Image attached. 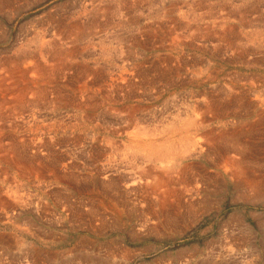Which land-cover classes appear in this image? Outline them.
I'll use <instances>...</instances> for the list:
<instances>
[{
	"label": "rangeland",
	"instance_id": "obj_1",
	"mask_svg": "<svg viewBox=\"0 0 264 264\" xmlns=\"http://www.w3.org/2000/svg\"><path fill=\"white\" fill-rule=\"evenodd\" d=\"M119 1L122 2L123 0H116V1L115 0H40V1L39 0H18L16 2V4H13V7L11 10H9V11L6 10L5 13L0 14V18H1L0 19V64H1L0 65V73L10 74L11 72L14 71L13 68L8 67L9 65L3 66L2 62L5 60L9 61V59L14 60L15 57L19 56V54H18V53H20L19 51L23 50L26 53L27 50L30 48L29 49L30 53L35 52L34 42H37V43L39 42V44L45 45L49 42L54 41L58 37V39H56L57 41L55 40L56 42H58L60 40L61 41L64 40L63 42L65 44H63V42L62 43L59 42L61 48H63V49L66 47L72 48V47H74V45H76L75 47H82L84 45V46L88 47L87 48L88 50L87 49L83 50V51L86 50L83 53L84 56H86V58H82V60L80 58H68L67 60H69V66L67 67V69L69 68V70H68L69 75L67 74V77L65 76V79L61 78L62 80H59L60 78L58 79L56 75H52L53 79L55 80L54 82H50V81H47L44 79L41 82H37V84L44 86V87H49V88L61 86L65 89V91L68 90V93L69 92L74 93V91H75V93H77V89L79 88V86L82 85V83L75 80L76 78L74 77V74H75V71L77 69H79V63H81V61H83L86 65V67H89V68L99 67L98 66V64H99L100 65L99 68L104 69L103 71H105V69H107V68L109 70L116 69V70H118V72L119 71L122 72L125 70L128 73H129V71L131 72L133 70H137V72H135L136 75L134 74V77H133V79H135V82L136 81L138 82V83L136 82V88L132 89V90H128V89L122 90L123 92H121L122 94L120 93V97H119V103H118L119 107H115L120 112L123 113L124 117H126V115H127V109L126 108H133L134 107L131 110L136 111L135 115L137 114V116H135V117H137L138 120L136 119L137 122L136 121L134 122L135 126L131 125L132 128H134V127H136V125H138V127H142V128L148 127L150 129H153L154 127H157L158 129H161V127H165L168 124H170V122H171L170 119L175 118L176 114L173 111V109H174L173 106L170 107V105H168V104L173 105L174 100H176L177 98L182 99L183 98L181 96L182 93H185V96H187L186 95L187 91L188 92L189 91H199V93L201 92V94H209L211 92L221 91L223 89V87L230 86V84L231 85L233 84L234 86H237V85L241 86V85H245V84L247 86L248 85H254L256 87L260 86V88L262 90H264V81H262L264 79V76H263L264 75V54H263L264 53V38H263L264 32L261 36L262 40H260V42L258 43V46H257V44H255V45L249 44L247 46V50H248V51H246L247 53L253 54L255 52H258V54L255 53V55H251V58H250V56H248V57H243L242 58L243 60H240L239 57L236 55L230 56V54H232V53H228L226 50H223L222 52L219 50L221 52V53L217 52V55H220L219 58H216V57L213 58L212 57L211 59H214V60H212V62H210V61L209 62H210V67L213 66L216 69V70L214 69V71L217 73V76L218 75H220V76H218V77L216 76V78L214 80H212L210 83L205 82L202 86H200V88H202V89L199 90V88H195V86L190 87L188 85H183V86L175 85L173 87L174 89L170 87L169 90L171 92L169 90H165L164 88L162 89V87L166 84V82L164 81L165 79L166 80L169 79L168 81L170 83L172 82L171 84H174V83H176V78H178V76H177V74H173V75L167 74L166 76L162 77V75H164V74L158 75V71H163L162 69H166L171 64H175V61L179 62L182 65L181 74L183 71L185 72L184 69L189 70L191 68V65H196V64H194L195 62H197V63L200 62V63H202L203 66H205L203 59H205V61L211 60L208 55L213 54V53H210V52L211 51L213 52V50H215L214 47H216V46L223 48V44L221 47V42L220 41L218 42V38H219L218 34H215L214 36L211 35L207 38V39H211L210 40L211 42H209L210 45L209 44L207 45L208 51L206 50L207 51L206 53H200V51H198L196 49V48L202 49L201 48L202 43L199 44V42H197L195 44V48H192V47L190 48L189 46L187 48H186V46H181L179 48H175L172 46L175 44V40H181V42L182 41L186 42V43H188L187 45H189V42L191 41V39L193 37H190L191 35L189 33H182L181 31H179L178 30L179 28L177 29L176 25L179 22H185L186 21V20L183 21L181 19L180 15L184 14L187 11L190 4L197 3L199 0L198 1L197 0H148V1H150L149 3H146L143 1L136 2V0H127L128 4L123 8L120 7L121 2H119ZM182 1L185 3L182 4L183 3ZM210 2H214V1H210ZM244 2L247 4L252 3L251 5H255L257 7L256 9H258V10L254 9L255 12L253 10L247 11L248 13H246V14H247L249 19L252 18L251 19L252 21H256V18L260 14L264 13V6H263L264 0H244V1L243 0H225V5H223V6L222 5H216L215 6V7H217L216 11H218V12H216V14H219V15L221 14L220 16L223 18L216 19V20H209L211 22H209L207 20H205V21L201 20L200 23L197 22V24L198 25L202 24L201 26H203V27H207V28H210L211 30L218 31L219 28L217 25L219 22L224 20L225 14H227V12H228L227 10H229L230 7H235L237 5L243 4ZM259 2L261 3L262 6H259ZM87 3H89V4H87ZM150 3H152V4H150ZM157 3H158V5H157ZM172 3L175 4V8L171 11L172 14L170 15V12H168L166 9ZM230 3L234 4V5H230ZM84 4H87L88 6L87 5L85 6ZM112 4H114V5H112ZM118 5L120 8L118 9V13L114 15V16L117 15L116 19L113 16L114 18L112 17V19H113L112 23H110V25L108 24L107 27H102V28L94 27L95 28V29H93L94 33L90 32L91 34H87L88 37L85 35L82 42L81 41L75 42L74 41L75 37L73 35L66 38V36H64L65 34L63 35V33L58 32L57 31L58 29H56L57 24L58 25H62V24L68 25L69 24L71 26L74 23H78V24L85 23L88 19H90L91 16L92 17L94 16L93 13H95L96 11L98 12L99 10L100 11L98 12V16L96 13V19L97 20L99 19L98 21L104 22L107 20V18H109L110 14H111L110 11L114 10L113 6L116 7ZM150 5H152V7ZM182 6H184V7H182ZM145 7H147V8L145 9ZM133 9H134V11H133ZM197 9H198L197 11L199 14H203L205 12L204 10H207L206 6H201V5H199L197 7ZM137 10L139 12L141 11L140 14L137 15L138 17H136ZM146 10L152 14L147 13ZM260 10H262V11H260ZM67 11H68V13H67ZM165 11L168 14H166ZM65 12L67 14H65ZM101 12H102V14L105 13L106 16L104 14L100 15ZM120 12L122 14H120ZM128 12L130 14H128ZM52 13H53V16H52ZM89 13H90V15H89ZM156 13L159 14L157 16V18L154 16ZM57 14H59V16ZM99 15H100V17H99ZM132 15H133V17H132ZM134 16H135V18H134ZM64 17H66V19ZM118 17L120 19H118ZM154 19H155V21H154ZM114 20H117V22L115 21L116 22L115 23ZM119 20L121 22H118ZM126 20H128V21H126ZM140 20H142V21H140ZM144 20H145V22H144ZM212 21H214V22H212ZM54 22H55V24H54ZM101 22H100V24H101ZM130 22L134 23V24H130ZM227 22H226V25L232 26L234 28V30L237 32L239 37L244 36V38H245L246 36H249V34L252 33L255 29V27H253V28L247 27L246 28V26H241V24L237 23L238 22L237 18H235V19L229 18V20H227ZM8 24H9V26H8ZM3 25H4V27H3ZM160 25L162 26L161 32H153V33L149 32L150 34L148 32H146V30L148 28L153 27V26H160ZM226 25H224V26H226ZM263 25H264V22H263ZM141 26H142V28H141ZM144 26L146 27V30L144 29L145 28ZM240 27H241V29H240ZM169 28L171 31H173V33H171V34H168L167 32L164 33V31L168 30ZM192 28L193 27H191V29H190L191 31L194 30ZM263 29H264V27H263ZM104 32H106V33H104ZM113 32H115V35L120 36L121 40H124V41H122V45H121L123 47H120V49L117 50L118 53L116 52L118 57L117 56H111L112 59H109L111 57H109V58L108 57L107 58L97 57V47H95L96 43L98 42L97 40L99 38L110 39L113 36V35H111V33L113 34ZM126 33H128V34H126ZM175 33H176V35H175ZM47 35H48V37H47ZM94 35H95V37H93ZM182 35L183 36L185 35V37H183ZM35 37H37V38H35ZM127 37H130V39H128ZM131 37L133 38V40ZM60 38H62L63 40ZM92 38L94 39L93 41H92ZM184 38H186L185 39L186 41L184 40ZM197 38H199L201 40L206 39V37H204V36H199ZM85 39L87 41H85ZM125 39H128V42ZM46 40H49V41L47 42ZM135 40H136V42H134V45H135L134 46L133 41H135ZM156 40L159 42H157ZM80 44H81V46H80ZM197 44H198V46H197ZM217 44H219V46ZM92 45H95V46L92 47ZM133 46H134L135 50H134ZM156 46H158V48ZM249 46H250V48H249ZM89 47L91 49H89ZM210 48H212V49H210ZM257 48H258V51H257ZM25 49H27V50H25ZM124 49L126 52H123ZM127 49L131 50V51H127ZM91 50L94 52H92ZM136 50L138 52H135ZM224 51H225V54H223V55H227V56H225L226 60L224 59V56L222 55V53H224ZM146 52H148V53H146ZM14 53L16 54V56ZM123 53H124V56H123ZM128 53L129 54L132 53L131 54L132 57ZM179 53H180V55H179ZM89 54L91 56H89ZM181 54L184 56H182ZM138 55H140V56H138ZM29 56L30 55L26 54V55H23L22 57L18 58L20 60L17 63V65H18L17 67L19 69L21 68V69H26V70H37L38 71V70L43 69L45 67V68H47L46 70L52 69L53 71L51 70L52 71L51 74L52 73L54 74V67H53L54 62L50 58H48V56L40 57L38 52L33 56L32 55L30 57ZM121 56H123V57L121 58ZM178 56H180V57H178ZM259 56H260V59H259ZM28 57H29V59H28ZM91 57H93V59L96 58L97 60L96 59L93 60ZM135 57H136V59H135ZM116 58H119V59H116ZM160 58H163V60L167 58L171 62L167 65L165 62H162L163 60ZM42 59H44V60L49 59V60L48 61L43 60L44 63H42ZM176 59H178L179 61ZM221 59H222V61H221ZM258 59H259V62H258ZM155 61H156V63H154ZM182 61H185L186 63L185 62L184 63L186 65L184 63L182 64ZM213 61H214V63H213ZM216 61H218V62H216ZM90 62L92 64V66L88 65ZM95 62H97V66L94 65ZM246 62H247V64H246ZM20 63H21V65H20ZM102 65H104V66H102ZM149 65H151V66H149ZM73 66H74V69H73ZM76 66H77V68H76ZM235 66H237L238 69ZM17 67L15 69H17ZM156 67L161 69V70H156V72H154L155 69H157ZM262 67H263V69H262ZM75 68H76V70H75ZM150 68H152L154 71L151 69V71H153V72L149 73L150 70H148V69H150ZM145 69L147 70V72ZM142 71H144V72H142ZM246 71H248V72H246ZM171 73H175V72L173 71ZM29 75L31 76V75H33V73H30ZM137 75H138V77H136ZM156 77L157 78L159 77L158 80ZM66 78H68V80ZM100 78H101V80L103 79L102 76H100ZM137 78H139L140 80ZM160 78L162 81L159 80ZM226 78H228V79H226ZM234 78L236 80H234ZM240 78H241V80H240ZM216 79H217V81H216ZM237 79H238V81H237ZM244 79H245V81H244ZM96 80H98V79H96ZM232 80H234V81H232ZM258 80L261 82H259ZM102 82H103V80L99 83V85L102 84ZM8 84H11V83H8ZM22 85L28 86L26 83H23ZM31 85H33V84H31ZM69 86L70 87L74 86L75 89L74 88L72 89V87L70 88ZM96 86H98V85H96ZM96 86H95V88H96ZM142 87L144 89H142ZM181 87H183L186 92ZM260 88H258V89L261 91ZM161 90H162V92H161ZM128 91L129 92L131 91V93H129ZM158 91H160V92H158ZM137 93H138V95L140 93V95L138 96ZM134 94H136V95H134ZM144 96H146V97H144ZM165 97H166V99H165ZM27 100H32V99L29 97V99H27ZM121 101H122V103H121ZM133 102L136 104H134ZM137 102H138V104H137ZM155 102H156V104H155ZM186 103L190 104L189 102H186ZM126 104H128V105H126ZM139 105L142 107H140ZM143 106H144V108H143ZM135 108H137L138 111ZM144 109H146V110L144 111ZM69 111H68L69 114L66 113V111H61L63 115L61 114L60 117L67 116V114H68V116L71 117L74 112H71V111L69 112ZM101 112H99V114L97 113L99 118L102 116L101 120L106 119V120H104V123L106 124V129L104 130V128H105V125H104V127H103L104 132L102 130V132L105 134H102V135H103V138L104 137L108 138V139L104 138V140L106 141V144H110V138L111 137L108 136L110 131H108L107 125H109V124L113 125L114 124V123H112L113 118L111 115L107 114L105 111L102 112V115H101ZM165 113H166V115H165ZM7 114H9V113L7 112V107H6V112L4 115H7ZM42 114L47 115L46 121L48 124L51 122L50 119H53L55 116L56 117L59 116L58 113L50 112V110H48V112L42 113ZM48 115H50V116H48ZM159 115H160V117H159ZM50 117H53V118H50ZM181 117L183 118L184 116H181ZM142 118H144V120ZM147 118H148V120H147ZM152 118H154V120ZM156 118H158V119H156ZM250 119H249V122H253L257 118L250 117ZM165 121H167V122H165ZM138 122L140 124H137ZM215 122L216 121H211L210 123L207 122L206 124L209 127H207V126L206 127L204 126V127L206 129H212V130H214V128L215 129L220 128L221 124L218 122L216 124H214ZM123 124H120L119 127L117 126V128H121V132L119 131L120 133L115 138V143L117 142L116 145H119L120 147L137 145L138 140L136 138V135L134 134V131H133L134 129L131 128L132 129L131 130L129 128V130H128L127 124H126V126H125V124L124 125ZM93 125H94V123H92V125L87 124V128L86 127H84V128L80 127L81 129H77L73 132L75 134L74 136H76V135H81V136L84 135L85 136L86 133L90 134L91 132L88 130H89V128L92 129ZM256 129L259 132L256 130V136L253 135L254 138L252 137V139L250 140L251 146L253 147L255 152H258L259 154L263 150L261 153L264 156V121L262 123H260ZM23 130L25 132V130L27 131L28 129H17V131L18 132L21 131V133H23ZM260 130H262L263 132ZM192 133L195 135V138L198 141L203 142L202 132L199 133L196 131L195 132L192 131ZM132 135H134V136H132ZM85 137H86V139L87 138L90 139L89 135H87ZM202 142H201V146H202ZM125 144H127V145H125ZM66 146H63L64 148L62 147L64 150H62V148L61 149L56 148V151H53V152L56 153L55 156H57V157L60 155L59 158L62 157L65 152H68V154H69V158L71 159L72 166H73L72 170L70 169L69 175L72 174L71 178L72 177L73 178L70 179V181L67 180L68 179L67 178L66 184L69 183V186L72 185L71 187H69L70 191H67V188L64 187V184L62 181L57 182L55 179H53V182H52V179H50L49 177H47L46 181H39L40 180L39 177H37L33 174H31L29 176H24V177H17L14 169L12 170V169L8 168L7 172L2 174V176H0V188H1L0 189L1 190L0 196L2 198H4L3 200H5V206L0 205V215H1L0 216L1 217V219H0V241H1L0 242V264H23V262H24V264H62V263L63 264H77V263L78 264H88V263L89 264H91V263H93V264H95V263H97V264H120V263L121 264H198V263L199 264H215V263L216 264H226V263H228V264H264V188H263L264 187V167L261 169V175H263V176L260 180H261L262 185H260L258 192L256 191L257 194L253 193V192L249 193V199L246 202H244L240 198L239 192L237 190H235L234 183L232 181H230V179H229V181H227L228 178L223 177L221 174H219V175L222 176L221 177L222 179L214 176L215 175L214 171L212 168L209 169L210 163L207 160H205L204 154H201L202 156L200 155L198 160H192L190 162L189 161H183L182 165L191 163V164L195 165L196 167H198L200 169L199 171L203 174V175L201 174V176H197L198 180L202 179L200 181L201 183H197V186L200 188L199 192L196 194H187L186 193L187 190H182V186L177 187V189L180 188V190H182V196H181V202H180L181 205L175 213V215L178 217V221L172 222L170 220V222L167 223V225H166L167 227L164 226V224H161L162 226L160 225L156 228L154 227L155 225L153 226V223L150 222L149 224H147V227L143 228L144 221L146 219H149V217H150L149 216L150 213H148V211H149L148 206H150L151 203L156 202L155 195L146 194V193L144 194V192H142L141 190H138L137 188H134L135 189L134 191H130V190L126 191L123 188V186L121 187L122 184H120V182L125 181L126 178L132 176L133 178H135L136 181H138L139 185H137V186L138 187L140 186L139 188H150L152 186V184L158 182V179L153 178V180H152L151 178H145L146 180L144 179L141 182V179L138 180L137 176H135L140 172L138 169H134V168L142 167V166H145L146 164L145 165H143V164L140 165L138 163L137 164L134 163L133 165L129 164L126 161L125 155L123 157V155L122 154L120 155L119 152H115V154L113 152H109L110 145H105L103 148H101L102 150L99 151L100 153H98V155H100V156H98L99 158L95 159L96 161L93 158L94 153L96 155V152L94 150L93 151H91V150L87 151L86 153L83 154V152L80 151L78 144H72L71 143V144L66 145ZM203 149L204 148H202V150ZM76 150H77V152H76ZM61 151H62V153H61ZM105 151H107L108 153ZM58 152H60V153H58ZM92 152H94V153H92ZM73 153H75L76 155ZM49 154H47V155H49ZM91 154H92V157H91ZM102 155H104L105 157H103ZM41 157L43 158L42 155H41ZM45 157H47L49 159L48 160L47 158H45L46 161H43L44 164H46L45 166L46 167L48 166L47 167L48 170L49 169L53 170V167L51 165V163H53V162H52L50 156H45ZM110 157H111V159L114 158L113 161L110 159ZM118 157H121V159H119ZM260 157H261V155H260ZM117 159L119 162L117 161ZM80 160H82V161H80ZM105 161H107V162H105ZM94 162H95V164H94ZM74 164L75 165L79 164L80 166L78 165L79 166L78 167L76 165L77 166L76 167ZM127 166H128V169H127ZM146 166H148V165H146ZM56 168L61 171V168L59 166H57ZM102 168H104L105 170ZM108 168H110V169H108ZM97 170L100 171V173H98ZM114 170L117 171V174H112L111 171H114ZM101 171L103 172V174L101 173ZM88 173H91V174H88ZM129 173H133V174H129ZM99 174H102L103 176L99 175ZM104 174H106V175H104ZM44 175L50 176V175H52V173L50 171H47L46 173H44ZM14 176L17 178H15ZM79 176H80V178H79ZM81 176H82V178H81ZM104 176H106V177H104ZM112 176H113V178H112ZM122 176H124V179L122 178ZM10 179H12V180H10ZM76 180H77V182H76ZM103 180H104V182H103ZM54 181H55V183H54ZM83 181H84V183H83ZM202 181H204V183ZM59 182H61V183H59ZM46 183H47V186H46ZM56 183H58V184H56ZM93 183H95V186ZM22 185H24V186H22ZM30 185L35 189H33ZM48 185H50V186H48ZM7 186H8V188H7ZM38 186H39V188H38ZM45 189H47V190H45ZM53 189H55V190H53ZM77 189H79V190H77ZM95 189H96V191H95ZM113 189H115V190H113ZM122 189H124V190H122ZM64 190H66V191H64ZM119 190L121 191V194H120ZM207 190H208V192H207ZM210 190H212V192ZM54 192H57V193H54ZM124 192H125V194H124ZM36 194H38V195H36ZM74 194H76V195H74ZM104 194H106V195L108 194V195L106 196ZM115 194H117V195H115ZM142 195L146 199L144 197H142ZM184 195L186 196V198ZM47 196H49V198ZM57 196H58V199L56 198ZM63 196H65V197H63ZM116 196L118 197V199ZM148 198H149L150 202L148 201ZM256 198L257 199L259 198V199L257 200ZM54 199L56 201H54ZM151 199H152V202H151ZM9 201H10V204H7V203H9ZM119 201H121V202L119 203ZM141 201L143 202V204ZM146 201H148V202H146ZM104 202H106V203H104ZM112 202L114 204H111ZM188 202H191V203L189 204ZM28 203H30V204H28ZM182 203L184 204V206ZM185 203H186V205H185ZM147 204H149V205H147ZM103 205H105V206H103ZM189 205H191V206H189ZM187 206H189V207H187ZM25 207H26V209H28V208H30V209L26 210ZM40 208H42V210H40ZM94 208H95V210H94ZM107 209H109V210H107ZM113 209L115 211H113ZM128 210H129V212H128ZM10 211H11V213H10ZM60 211L62 214L60 213ZM70 211H71V213H70ZM121 211H122V213H121ZM189 212H191V213H189ZM115 213H118V214L115 215ZM119 213H120V215H119ZM30 214H31V216H30ZM105 214H109V215H105ZM205 215H206V217H205ZM72 216H73V218H72ZM172 216L173 215H168L167 217H172ZM232 217H234V218H232ZM6 219H7V221H6ZM228 219H230V220H228ZM163 220L164 219H162V221ZM186 220H187V222H186ZM114 221H116V222H114ZM234 222H235V224H234ZM239 222H243V225L246 227L245 229H247L246 232L243 231L244 229L242 226L238 225ZM102 223H103V225H102ZM173 223H176V224H173ZM148 226H150V227H148ZM177 226H178V228H177ZM162 227H164V228H162ZM151 228L153 231L151 230ZM225 228H227V230ZM142 229L145 231H141ZM147 230H148V232H147ZM154 230L155 231L158 230V231L155 232ZM19 240L21 242H19ZM228 240L229 241L232 240V241L229 242ZM47 241H48V243H47ZM75 246H76L77 250L75 249ZM118 247L119 248L121 247V248L119 249ZM123 249H124L127 256H121V255H123V253L121 254L120 252ZM93 250L95 252H93ZM127 250L128 251L130 250V252H128ZM109 251L116 253L115 256L111 257ZM21 255H22V257H21ZM88 256H90V257H88ZM192 256H193V258H192ZM20 257L23 259V262L21 261ZM188 257H190V258H188ZM232 258H233V260H232ZM56 259H57V261H55ZM87 260H88V262H87ZM221 260H223L224 262L223 261L221 262ZM60 261H61V263H60ZM205 261H207V262H205ZM228 261H230V262H228Z\"/></svg>",
	"mask_w": 264,
	"mask_h": 264
},
{
	"label": "bare ground",
	"instance_id": "obj_2",
	"mask_svg": "<svg viewBox=\"0 0 264 264\" xmlns=\"http://www.w3.org/2000/svg\"><path fill=\"white\" fill-rule=\"evenodd\" d=\"M18 0H0V14L5 13L6 10L9 11L12 9L13 4H16ZM40 1V0H39ZM116 1V0H115ZM146 2L149 3L150 1L148 0H136V2ZM198 1V0H197ZM214 1V2H210ZM244 1V0H243ZM121 2V1H119ZM156 2V1H155ZM181 2V1H180ZM183 2V1H182ZM187 2V1H186ZM196 2V1H195ZM254 2V1H253ZM262 2V1H261ZM26 3V2H25ZM115 3V2H114ZM154 3V2H153ZM183 2L182 4H184ZM227 3V2H226ZM233 3V2H232ZM264 3V2H263ZM89 4V3H87ZM87 4H84L85 6ZM96 4V3H95ZM108 4V3H107ZM121 8L125 7L128 4L127 0H123L121 3ZM119 4V5H120ZM152 4V3H150ZM155 4V3H154ZM228 4V3H227ZM252 4V3H251ZM247 3H243L240 5H237L235 7H230L229 10H227V14H225L224 20L218 23V31L211 30L210 28L203 27L201 25H198L197 22L200 23L202 20H216V19H221L219 14H216V5H225V0H199L197 3H192L189 5V8L187 11L180 15L181 19L185 22H179L177 23V29L181 31L182 33H189L193 37L191 41L188 43L186 42H181V40H175V44L172 45L175 48H179L181 46H186V48L189 46L190 48H195V44L197 42L202 43L201 48H196L200 53H206L208 50V44L210 45L209 42H211V39H207L211 35L218 34V42H221V47L223 44V48L220 47H214L215 50L213 52L211 51L208 56L210 59L213 57L219 58L220 55H217L218 53H221L223 50H226L228 53H232L231 55H236L239 57L240 60H243V57H248L251 55H255V53L258 54V52H255L253 54L247 53V46L249 44L255 45L260 42L261 36L264 32V25H263V20H264V13L260 14L257 18L256 21H252L251 19L248 18L247 11L250 10H258L256 9L257 7L255 5H251ZM114 5V4H112ZM118 6H113L114 10L110 11L111 14L109 18H107L106 21H98L96 19V13L98 16V12L100 11H94L95 13L94 16L90 17L85 23H74L71 26L68 25H58L56 26V29H58V32L63 33L64 36L69 37V36H74L75 37V42H79L83 40L84 36L87 34H91L90 32H93L94 27L102 28V27H107V25L112 23L113 19L112 17L118 13V9L120 8ZM139 5V4H138ZM145 5V4H144ZM158 5V3H157ZM201 6H206L207 10H204L205 12L203 14L198 13L197 7ZM230 5H234L231 4ZM236 5V4H235ZM84 6V7H85ZM88 6V5H87ZM92 6V5H91ZM107 6V5H106ZM140 6V5H139ZM142 6V5H141ZM152 7V5H150ZM185 6V5H184ZM182 6V7H184ZM259 6H262L261 3L259 2ZM264 6V5H263ZM17 7V6H16ZM104 7V6H103ZM150 7V8H151ZM164 7V6H163ZM166 7V6H165ZM82 8V7H81ZM88 8V7H87ZM147 7H145L146 9ZM175 8V4L172 3L168 6L166 9L168 12H170V15L172 14L171 11ZM187 8V7H186ZM185 8V9H186ZM30 9V8H29ZM89 9V8H88ZM113 9V8H112ZM140 9V8H139ZM202 9V8H201ZM224 9V8H223ZM227 9V8H226ZM111 10V9H110ZM142 10V9H141ZM149 10V9H148ZM28 11V10H27ZM51 11V10H50ZM92 11V10H91ZM90 11V12H91ZM107 11V10H106ZM121 11V10H120ZM134 11V9H133ZM147 11V10H146ZM207 11V12H206ZM262 11V10H260ZM14 12V11H13ZM47 12V11H46ZM103 12V11H102ZM100 15H105V13ZM108 12V11H107ZM137 10L136 17L137 15L140 14V12ZM152 12V11H151ZM255 12V11H254ZM68 13V11H67ZM65 12V14H67ZM82 13V12H81ZM92 13V12H91ZM135 13V12H134ZM147 13L152 14L147 11ZM166 14H168L165 11ZM51 14V13H50ZM120 14H122L120 12ZM119 14V15H120ZM128 14H130L128 12ZM142 14V13H141ZM146 14V13H145ZM178 14V13H177ZM250 14V13H249ZM248 14V15H249ZM4 15V14H3ZM16 15V14H15ZM59 16V14H57ZM63 15V14H62ZM71 15V14H70ZM90 15V13H89ZM88 15V16H89ZM92 15V14H91ZM99 15V17H100ZM118 15V16H119ZM127 15V14H126ZM134 15V14H133ZM132 15V17H133ZM143 15V14H142ZM159 14L156 13L154 16L157 18ZM162 15V14H161ZM5 16V15H4ZM53 16V13H52ZM81 16V15H80ZM117 16V15H116ZM116 16L115 19H116ZM141 16V15H140ZM145 16V15H144ZM143 16V17H144ZM147 16V15H146ZM164 16V15H163ZM173 16V15H172ZM171 16V17H172ZM18 17V16H17ZM57 17V16H56ZM74 17V16H73ZM79 17V16H78ZM98 17V18H99ZM113 17V18H114ZM14 18V17H13ZM16 18V17H15ZM60 18V17H59ZM66 19V17H64ZM135 18V16H134ZM229 18L235 19L237 18L239 24L241 26H246L247 27H255L254 31L249 34V36L239 37L237 32L234 30V28L230 25H226L227 20ZM1 19V18H0ZM48 19V18H47ZM64 19V20H65ZM103 19V18H102ZM118 19H120L118 17ZM123 19V18H122ZM121 19V20H122ZM133 19V18H132ZM145 19V18H144ZM131 20V19H130ZM157 20V19H156ZM177 20V19H176ZM179 20V19H178ZM63 21V20H62ZM74 21V20H73ZM117 22V20H114V22ZM128 21V20H126ZM142 21V20H140ZM148 21V20H147ZM155 21V19H154ZM206 21V22H207ZM11 22V21H10ZM43 22V21H42ZM60 22V21H59ZM58 22V23H59ZM69 22V21H68ZM83 22V21H82ZM101 22V24H100ZM115 22V23H116ZM118 22H121L120 20ZM133 22V21H132ZM145 22V20H144ZM143 22V23H144ZM211 22V21H209ZM214 22V21H212ZM233 22V21H232ZM41 23V22H40ZM62 23V22H61ZM124 23V22H123ZM137 23V22H136ZM135 23V24H136ZM157 23V22H156ZM169 23V22H168ZM176 23V22H175ZM228 23V22H227ZM234 23V22H233ZM45 24V23H44ZM55 24V22H54ZM118 24V23H117ZM130 24H134L131 23ZM129 24V25H130ZM173 24V23H172ZM216 24V23H215ZM229 24V23H228ZM236 24V23H235ZM7 25V24H6ZM50 25V24H49ZM48 25V26H49ZM143 25V24H142ZM154 25V24H153ZM206 25V24H205ZM214 25V24H213ZM226 25V26H224ZM9 26V24H8ZM39 26V25H38ZM114 26V25H113ZM146 26V25H145ZM144 26V27H145ZM175 26V27H176ZM209 26V25H208ZM4 27V25H3ZM194 29L193 31H191ZM210 27V26H209ZM127 28V27H126ZM129 28V27H128ZM139 28V27H138ZM142 28V26H141ZM164 28V27H163ZM167 28V27H166ZM212 28V27H211ZM216 28V27H215ZM236 28V27H235ZM14 29V28H13ZM49 29V28H48ZM105 29V28H104ZM146 30V27L144 28ZM165 29V28H164ZM175 29V28H174ZM182 29V30H181ZM241 29V27H240ZM239 29V30H240ZM44 30V29H43ZM99 30V29H98ZM126 30V29H125ZM135 30V29H134ZM137 30V29H136ZM139 30V29H138ZM237 30V29H236ZM238 30V31H239ZM95 31V30H94ZM162 31V26H153L150 27L146 30V32H161ZM178 31V32H179ZM244 31V30H243ZM6 32V31H5ZM34 32V31H33ZM50 32V31H49ZM123 32V31H122ZM167 32L168 34L173 33V31L170 30V28L164 33ZM46 33V32H45ZM44 33V34H45ZM57 33V32H56ZM94 33V32H93ZM106 33V32H104ZM118 33V32H117ZM166 33V34H167ZM243 33V32H242ZM109 34V33H108ZM121 34V33H120ZM128 34V33H126ZM141 34V33H140ZM144 34V33H143ZM150 34V33H149ZM179 34V33H178ZM188 34V35H189ZM30 35V34H29ZM33 35V34H32ZM41 35V34H40ZM100 35V34H99ZM113 35L110 39L107 38H99L95 45H92L97 47V57L100 58H109L111 56H117V50L120 49L122 45V41L120 36L115 35V32H113ZM133 35V34H132ZM160 35V34H159ZM174 35V34H173ZM176 35V33H175ZM245 35V34H244ZM107 36V35H106ZM128 36V35H127ZM183 36V35H182ZM199 36H204L206 39H199L197 37ZM212 36V37H213ZM28 37V36H27ZM41 37V36H40ZM48 37V35H47ZM88 37V36H87ZM95 37V35L93 36ZM100 37V36H99ZM164 37V36H163ZM172 37V36H171ZM177 37V36H176ZM180 37V36H179ZM185 37V35L183 36ZM189 37V38H190ZM37 38V37H35ZM43 38V37H42ZM126 38V37H125ZM130 39V37H127ZM132 38V37H131ZM168 38V37H167ZM188 38V39H189ZM264 38V37H263ZM40 39V38H39ZM58 39V37L56 38ZM55 39V40H56ZM62 39V38H60ZM128 39L127 40L128 42ZM135 39V38H134ZM137 39V38H136ZM186 38H184L185 40ZM52 41L47 43L49 40H46L47 44L41 45L39 42H34L35 47L34 50L35 52L30 53L29 49L25 53L23 50L19 51L20 53L18 57H15L14 60L9 59L5 60L2 62V65H9L8 67L13 68V72L10 74H5V73H0V176L2 174L7 172V169H14L17 177H24V176H29L31 174L39 177V181H46L47 177L50 179H55L57 182L62 181L64 184V187L67 188V191H70L69 183L66 184V179L70 181L71 175L70 174V169L72 170V162L71 159L69 158L68 152H65L63 154V158L59 156H55L56 153L53 151H56V148H62L63 146L69 145V144H78L80 151L86 153L87 151H95L96 155L94 152L93 158L94 160L99 158L98 153L101 151L105 145H110V150L109 152H119L120 155L122 154L123 157L125 155L126 161L129 164H143V165H148V166H142V167H137L134 169H138L140 173H138L137 178L138 180L141 179L144 180L145 178H153L158 179V182L152 184L150 188H139L137 185H139L138 181L135 180L132 176L126 178L125 181H121L120 184L121 187L126 191H134V188H137L138 190H141L144 192V194H151L155 195L156 202L151 203L150 206H148V213L149 214V219H146L143 224V228L147 227V224L150 222L153 223V226L156 228L160 226L161 224H164V226L167 225V223L170 222H177L178 217L175 215L177 209L181 205V196H182V190H187V194H196L199 192V187L197 186V183H201L200 181L202 179L197 178V176H201V172L199 171L200 169L196 167L195 165L189 163V164H183V161H192V160H198L199 156L201 154L205 155V160H207L210 163V168L213 169L214 171V176L217 178H221L222 176L225 178H228L227 181H232L234 183L235 190L239 192L240 198L242 201L246 202L249 199V193L253 192L256 193L258 192L259 187L261 184V178L263 175H261V169L264 167V156L260 152H255L253 147L251 146L250 140L252 139L253 135L256 136V128L259 126L260 123L264 121V90L260 88V86L256 87L254 85H241V86H233L230 84V86H225L221 91L218 92H211L209 94H201L199 91H187L185 96V93H182V99H176L174 100L173 105L168 104L173 106V111L176 114V117L173 119H170V124H168L165 127H161V129H158L157 127H154L153 129L150 128H142L136 127L132 128L131 125H134V122L136 121L137 114L135 115V110H131L133 108H126L127 109V115L126 117L123 116V113L120 112L117 108L119 107V97L120 93L123 92L122 90L128 89L132 90L136 88V82L135 79H133L134 74L136 75L135 72L137 70L129 71L126 72L124 71H119L116 69H111L109 70L108 68L104 69L99 68L100 65L98 64L99 67L96 68H89L86 67L85 63L81 61L79 63V69L76 70L75 68V74L74 77L76 78L75 80L78 82H81L82 85L79 86L77 89V93L69 92L68 90L65 91V89L61 86L58 87H44L37 82H41L42 80H47L50 82H54L55 80L53 79L52 75H56L59 80L65 79V76L67 77L68 70L67 67L69 66V60L68 58H86L84 56V49H87L88 47L82 46V47H74L72 48H61L60 43L63 41ZM94 39L92 38V41ZM133 40V38H132ZM161 40V39H160ZM183 40V39H182ZM209 40V41H208ZM66 41V40H65ZM85 41H87L85 39ZM96 41V40H95ZM157 41V40H156ZM186 41V40H185ZM30 42V41H29ZM133 41V45H134ZM159 42V41H157ZM67 43V42H66ZM86 43V42H85ZM88 43V42H87ZM125 43V42H124ZM148 43V42H147ZM167 43V42H166ZM6 44V43H5ZM33 44V45H34ZM63 44H65L63 42ZM69 44V43H68ZM74 44V43H73ZM83 44V43H82ZM93 44V43H92ZM137 44V43H136ZM214 44V43H213ZM31 45V44H30ZM78 45V44H77ZM89 45V44H88ZM131 45V44H130ZM219 46V44H217ZM63 46V45H62ZM68 46V45H67ZM81 46V44H80ZM135 46V45H134ZM133 46V48H134ZM198 46V44H197ZM200 46V45H199ZM214 46V45H213ZM212 46V47H213ZM91 47V46H90ZM89 47V49H91ZM139 47V46H138ZM158 48V46H156ZM161 47V46H160ZM156 48V49H157ZM170 48V47H169ZM213 48V49H214ZM250 48V46H249ZM17 49V48H16ZM23 49V48H22ZM93 49V48H92ZM123 49V48H122ZM160 49V48H159ZM173 49V48H172ZM171 49V50H172ZM212 49V48H210ZM253 49V48H252ZM32 50V49H31ZM88 50V49H87ZM135 50V48H134ZM152 50V49H151ZM154 50V49H153ZM169 50V49H168ZM167 50V51H168ZM170 50V51H171ZM175 50V49H174ZM180 50V49H179ZM182 50V49H181ZM185 50V49H184ZM189 50V49H188ZM193 50V49H192ZM207 50V51H206ZM221 52H220V51ZM256 50V49H255ZM92 51V50H91ZM127 51H131L128 50ZM157 51V50H156ZM159 51V50H158ZM177 51V50H176ZM258 51V48H257ZM29 52V53H28ZM38 52L40 57H46L50 58L54 62V74L51 72L53 71L52 69L43 68L40 70H26V69H19L17 66V63L20 61L18 58L22 57L23 55H35ZM42 52V53H41ZM82 52V53H81ZM88 52V51H87ZM94 52V51H92ZM117 52V53H116ZM123 52H126L125 49ZM135 52H138L137 50ZM141 52V51H140ZM251 52V51H250ZM261 52V51H260ZM148 53V52H146ZM162 53V52H161ZM181 53V52H180ZM179 53V55H180ZM189 53V52H188ZM209 53V52H208ZM15 54V53H14ZM92 54V53H91ZM129 54V53H128ZM132 54V53H131ZM129 54V55H131ZM169 54V53H168ZM199 54V53H198ZM225 54L222 53V55ZM256 54V55H257ZM260 54V53H259ZM264 54V53H263ZM13 55V54H12ZM128 55V56H129ZM182 55V54H181ZM186 55V54H185ZM196 55V54H195ZM202 55V54H201ZM221 55V56H222ZM16 56V54H15ZM29 56V57H30ZM89 56H91L89 54ZM95 56V55H94ZM124 56V53H123ZM121 56V58L123 57ZM126 56V55H125ZM135 56V55H134ZM140 56V55H138ZM165 56V55H164ZM163 56V57H164ZM184 56V55H182ZM207 56V55H206ZM224 59L226 60L225 56L223 55ZM11 57V56H10ZM25 57V56H24ZM28 57V59H29ZM118 57V56H117ZM132 57V55H131ZM158 57V56H157ZM169 57V56H168ZM171 57V56H170ZM180 57V56H178ZM191 57V56H190ZM205 57V56H204ZM208 57V58H209ZM257 57V56H256ZM8 58V57H7ZM93 59V57H91ZM126 58V57H125ZM139 58V57H138ZM143 58V57H142ZM189 58V57H188ZM202 58V57H201ZM258 58V57H257ZM262 58V57H261ZM96 59V58H95ZM93 59V60H95ZM109 59H112L109 58ZM114 59V58H113ZM119 59V58H116ZM136 59V57H135ZM163 60V58H160ZM191 59V58H190ZM196 59V58H195ZM246 59V58H245ZM260 59V56H259ZM258 59V62H259ZM38 60V59H37ZM44 59H42V63ZM49 60V59H48ZM44 60V61H48ZM78 60V59H77ZM91 60V59H90ZM97 60V59H96ZM101 60V59H100ZM104 60V59H103ZM115 60V59H114ZM125 60V59H124ZM130 60V59H129ZM139 60V59H138ZM156 60V59H155ZM161 60V61H162ZM178 60V59H176ZM204 64L205 66L202 65V63H197L195 62L194 64L196 65H191V68L188 70L184 69L185 72L181 74L182 71V65L179 62L175 61V64H171L168 68L162 69L163 71H158L159 74H164L162 77L166 76L167 74H177L178 78H176V83L171 84L168 80L165 78L166 84L162 87L165 90H169L170 87L173 88L175 85H188L190 87L195 86V88H200L205 82L210 83L212 80H214L217 76V73L214 71V67H210V62L212 60L205 61ZM224 60V61H225ZM112 61V60H111ZM118 61V60H117ZM179 61V60H178ZM192 61V60H191ZM210 61V62H209ZM222 61V59H221ZM229 61V60H228ZM41 62V61H40ZM94 62V61H93ZM106 62V61H105ZM138 62V61H137ZM162 62H165L167 65L171 62L169 59H164ZM185 61H182V64ZM218 62V61H216ZM257 62V61H256ZM24 63V62H23ZM26 63V62H25ZM136 63V62H135ZM151 63V62H150ZM156 63V61L154 62ZM186 63V62H185ZM184 63V64H185ZM214 63V61H213ZM221 63V62H220ZM228 63V62H227ZM244 63V62H243ZM255 63V62H254ZM40 64V63H39ZM94 64V63H93ZM109 64V63H108ZM145 64V63H144ZM147 64V63H146ZM153 64V63H152ZM158 64V63H157ZM224 64V63H223ZM236 64V63H235ZM247 64V62H246ZM1 65V64H0ZM21 65V63H20ZM25 65V64H24ZM74 65V64H73ZM91 65V62L88 64ZM87 65V66H88ZM97 66V62L94 64ZM93 65V66H94ZM131 65V64H130ZM155 65V64H154ZM186 65V64H185ZM222 65V64H221ZM6 66V67H7ZM31 66V65H30ZM104 66V65H102ZM121 66V65H120ZM151 66V65H149ZM198 66V67H197ZM215 66V65H214ZM225 66V65H224ZM230 66V65H229ZM255 66V65H254ZM262 66V65H261ZM5 67V68H6ZM17 67V69H15ZM40 67V66H39ZM167 67V66H166ZM218 67V66H217ZM237 67V66H235ZM234 67V68H235ZM129 68V67H128ZM153 68V67H152ZM150 68L148 70L149 73L153 72L154 70ZM157 68V67H156ZM221 68V67H220ZM74 69V66H73ZM151 69L153 71H151ZM219 69V68H218ZM223 69V68H222ZM221 69V70H222ZM238 69V67H237ZM236 69V70H237ZM254 69V68H253ZM263 69V67H262ZM52 70V71H51ZM146 70V69H145ZM156 70H161L159 68L155 69ZM216 70V69H215ZM224 70V69H223ZM235 70V69H234ZM257 70V69H256ZM255 70V71H256ZM71 71V70H70ZM73 71V70H72ZM175 73H171V72ZM252 71V70H251ZM117 72V73H116ZM144 72V71H142ZM141 72V73H142ZM147 72V70H146ZM145 72V73H146ZM224 72V71H223ZM228 72V71H227ZM240 72V71H239ZM248 72V71H246ZM30 73H33V75H29ZM74 73V72H73ZM72 74V73H71ZM140 74V73H139ZM138 74V75H139ZM144 74V73H143ZM148 74V73H147ZM179 74V75H178ZM241 74V73H240ZM69 75V74H68ZM138 75L136 77H138ZM141 75V74H140ZM139 75V76H140ZM155 75V74H154ZM100 76L103 77V82L102 84L99 85V83L102 81ZM157 76V75H156ZM161 76V75H160ZM220 76V75H218ZM217 76V77H218ZM264 76V75H263ZM70 77V76H69ZM148 77V76H147ZM154 77V76H153ZM171 77V76H170ZM174 77V76H173ZM225 77V76H224ZM55 78V77H54ZM56 78V79H57ZM62 78V79H61ZM71 78V77H70ZM149 78V77H148ZM155 78V77H154ZM157 78V77H156ZM159 78V77H158ZM157 78V80H158ZM242 78V77H241ZM240 78V80H241ZM257 78V77H256ZM68 80V78H66ZM98 79V80H96ZM139 79V78H137ZM172 79V78H171ZM228 79V78H226ZM233 79V78H232ZM74 80V81H75ZM101 80V81H100ZM140 80V79H139ZM150 80V79H149ZM148 80V81H149ZM161 80V78L159 79ZM221 80V79H220ZM224 80V79H223ZM234 80H236L234 78ZM232 80V81H234ZM253 80V79H252ZM100 81V82H99ZM156 81V80H155ZM162 81V80H161ZM217 81V79H216ZM238 81V79H237ZM245 81V79H244ZM259 81V80H258ZM264 81V79L262 80ZM62 82V81H61ZM67 82V81H66ZM70 82V81H69ZM68 82V83H69ZM261 82V81H259ZM11 83V84H8ZM26 83L28 86H23L22 84ZM60 83V82H59ZM138 83V82H137ZM151 83V82H150ZM216 83V82H215ZM222 83V82H221ZM244 83V82H243ZM33 84V85H31ZM70 84V83H69ZM68 84V85H69ZM148 84V83H147ZM156 84V83H155ZM172 86H171V85ZM212 84V83H211ZM98 85V86H96ZM150 85V84H149ZM256 85V84H255ZM23 86V87H22ZM96 86V88H95ZM138 86V85H137ZM179 86V87H180ZM214 86V85H213ZM70 87V86H69ZM72 87V86H71ZM70 87V88H71ZM160 87V86H159ZM209 87V86H208ZM74 86L72 87V89ZM138 88V87H137ZM183 88V87H181ZM212 88V87H211ZM260 88L261 91L258 89ZM75 89V88H74ZM141 89V88H140ZM142 89H144L142 87ZM158 89V88H157ZM174 89V88H173ZM172 89V90H173ZM184 89V88H183ZM213 89V88H212ZM150 90V89H149ZM164 90V91H165ZM182 90V89H181ZM194 90V89H193ZM209 90V89H208ZM140 91V90H139ZM170 91V90H169ZM178 91V90H177ZM185 91V89H184ZM213 91V90H212ZM129 92V91H128ZM138 92V91H137ZM160 92V91H158ZM162 92V90H161ZM171 92V91H170ZM186 92V91H185ZM126 93V92H125ZM124 93V94H125ZM131 93V91L129 92ZM133 93V92H132ZM157 93V92H156ZM175 93V92H174ZM122 94V93H121ZM154 94V93H153ZM167 94V93H166ZM169 94V93H168ZM181 94V93H180ZM136 95V94H134ZM138 95V93H137ZM140 95V93H139ZM138 95V96H139ZM155 95V94H154ZM159 96V95H158ZM165 96V95H164ZM173 96V95H172ZM29 97L32 100H27ZM135 97V96H134ZM146 97V96H144ZM160 97V96H159ZM171 97V96H170ZM136 98V97H135ZM151 98V97H150ZM163 98V97H162ZM168 98V97H167ZM145 99V98H144ZM149 99V98H148ZM166 99V97H165ZM169 100V99H168ZM126 101V100H125ZM137 101V100H136ZM151 101V100H150ZM157 102V101H156ZM155 102V104H156ZM186 102H189L190 104H187ZM122 103V101H121ZM134 103V102H133ZM150 103V102H149ZM154 103V102H153ZM172 103V102H171ZM179 103V104H178ZM136 104V103H134ZM138 104V102H137ZM128 105V104H126ZM146 105V104H145ZM153 105V104H152ZM140 106V105H139ZM149 106V105H148ZM158 106V105H157ZM6 107H7V112L9 114L4 115L6 112ZM126 107V106H125ZM131 107V106H130ZM142 107V106H140ZM151 107V106H150ZM122 108V107H121ZM138 108V107H137ZM135 108V109H137ZM144 108V106H143ZM149 108V107H148ZM153 108V107H152ZM158 108V107H157ZM162 108V107H161ZM156 109V108H155ZM164 109V108H163ZM166 109V108H165ZM170 109V108H169ZM50 110V112L58 113L59 116L50 117L53 119H50V123L48 124L46 121L47 115L42 114L46 113ZM74 112L73 115L70 117L68 116V111ZM123 110V109H122ZM121 110V111H122ZM125 110V109H124ZM146 109H144L145 111ZM158 110V109H157ZM61 111H66L67 116L60 117L62 112ZM69 111V112H70ZM105 111L107 114L111 115L113 118V125L109 124L108 126V131L110 136V144H106V141L103 138L102 134L104 130L106 129V124L104 123V120L101 117L97 115L99 112ZM138 111V109H137ZM143 111V110H142ZM153 111V110H152ZM172 111V112H173ZM101 112V115H102ZM163 112V111H162ZM169 112V111H168ZM64 113V112H63ZM65 113V114H66ZM161 113V112H160ZM53 114V113H52ZM169 114V113H168ZM174 114V115H175ZM63 115V114H62ZM140 115V114H139ZM166 115V113H165ZM164 115V116H165ZM50 116V115H48ZM163 116V115H162ZM181 116H184L183 118ZM43 117V118H42ZM107 117V116H106ZM109 117V116H108ZM141 117V116H140ZM144 117V116H143ZM154 117V116H153ZM160 117V115H159ZM250 117L257 118L253 122H249ZM122 118V119H121ZM144 120V118H142ZM154 120V118H152ZM158 119V118H156ZM231 119V120H230ZM49 120V119H48ZM138 120V119H137ZM142 120V121H143ZM148 120V118H147ZM146 120V121H147ZM151 120V119H150ZM251 120V119H250ZM145 121V122H146ZM168 121V120H167ZM165 121V122H167ZM211 121H216L214 124L217 122L221 124V127L218 129L212 130V129H206L205 127L207 126V122ZM109 122V121H108ZM107 122V123H108ZM137 122V121H136ZM150 122V121H149ZM152 122V121H151ZM94 123L92 129L89 128L88 131L91 133H86L85 136L89 135L90 139L87 138L83 135H76L73 133L77 129H81L80 127L87 128L88 125H92ZM127 124V129L129 128L134 129V134L136 135V138L138 140L137 145L134 146H124L120 147L119 145H116L115 143V138L118 136V134L121 132V128L119 127L120 124ZM143 123V122H142ZM141 123V124H142ZM154 123V122H153ZM163 123V122H162ZM208 123V124H209ZM123 124V125H124ZM137 124H140L139 122ZM148 124V123H147ZM206 124V125H205ZM105 125V128L103 130V127ZM144 125V124H143ZM154 125V124H153ZM158 125V124H157ZM164 125V124H163ZM212 125V124H211ZM124 126V127H125ZM205 126V127H204ZM219 126V125H218ZM209 127V126H207ZM123 128V127H122ZM217 128V127H216ZM17 129H28L27 131L23 130V133L18 132ZM131 129V130H132ZM83 130V129H82ZM81 130V131H82ZM103 130V132H102ZM125 130V129H124ZM86 131V130H85ZM120 131V132H119ZM126 131V130H125ZM124 131V132H125ZM192 131L196 132H202V141H198L195 138V135L192 133ZM258 131V130H257ZM262 131V130H260ZM79 132V131H78ZM259 132V131H258ZM263 132V131H262ZM261 132V133H262ZM82 133V132H81ZM84 133V132H83ZM107 133V132H106ZM123 133V132H122ZM167 135V136H166ZM121 136V135H120ZM134 136V135H132ZM197 136V135H196ZM258 136V135H257ZM254 138V137H253ZM108 139V138H107ZM132 140V139H131ZM263 140V139H262ZM129 141V140H128ZM202 142V146H201ZM119 143V142H118ZM127 145V144H125ZM77 146V145H76ZM67 147V146H66ZM64 148V147H63ZM62 148V150H64ZM70 148V147H69ZM202 148H204L202 150ZM72 149V148H71ZM70 149V150H71ZM105 149V148H104ZM107 149V148H106ZM59 150V149H58ZM78 150V149H77ZM76 150V152H77ZM107 150V151H108ZM105 151V152H107ZM81 152V153H82ZM50 153V154H49ZM60 153V152H58ZM62 153V151H61ZM89 153V152H88ZM108 153V152H107ZM49 154V155H47ZM72 154V153H71ZM75 154V153H73ZM111 154V153H110ZM117 154V153H116ZM43 156V158L41 157ZM76 155V154H75ZM82 155V154H81ZM261 155V157H260ZM45 156H50L51 160L53 163H51L53 170L49 169L48 166L46 167L43 161H46ZM54 156V157H53ZM74 156V155H73ZM79 156V155H78ZM105 157L104 155H102ZM107 156V155H106ZM118 156V155H117ZM116 156V157H117ZM202 156V155H201ZM72 157V156H71ZM92 157V154H91ZM112 157V156H111ZM110 157V159H111ZM114 157V156H113ZM74 158V157H73ZM85 158V157H84ZM121 159V157H118ZM48 159V158H47ZM106 159V158H105ZM114 159V158H113ZM113 159H111L113 161ZM116 159V158H115ZM49 160V159H48ZM83 160V159H82ZM80 160V161H82ZM90 160V159H89ZM96 161V160H95ZM110 161V160H109ZM115 161V160H114ZM118 161V159H117ZM85 162V161H84ZM87 162V161H86ZM102 162V161H101ZM107 162V161H105ZM119 162V161H118ZM113 163V162H112ZM80 164V163H79ZM79 164H76L77 166ZM93 164V163H92ZM95 164V162H94ZM103 164V163H102ZM75 165V164H74ZM75 165V166H76ZM82 165V164H81ZM85 165V164H84ZM59 166L61 168V171L58 170L56 167ZM76 166V167H77ZM80 166V165H79ZM78 166V167H79ZM110 166V165H109ZM78 169V168H77ZM104 169V168H102ZM110 169V168H108ZM121 169V168H120ZM128 169V166H127ZM206 169V168H205ZM52 170V171H51ZM105 170V169H104ZM10 171V170H9ZM47 171H50L52 175L50 176H45L44 173ZM98 171V170H97ZM96 171V172H97ZM108 171V170H107ZM112 174H117V171H111ZM10 173V172H9ZM14 173V172H13ZM100 173V171H98ZM103 174V172L101 171ZM206 173V172H205ZM80 174V173H79ZM91 174V173H88ZM94 174V173H93ZM92 174V175H93ZM99 174V175H102ZM120 174V173H119ZM118 174V175H119ZM133 174V173H129ZM135 174V173H134ZM221 174V175H219ZM83 175V174H82ZM97 175V174H96ZM106 175V174H104ZM117 175V176H118ZM203 175V174H202ZM12 176V175H11ZM34 176V177H35ZM88 176V175H87ZM86 176V177H87ZM103 176V175H102ZM192 176V177H191ZM15 177V176H14ZM15 177V178H17ZM89 177V176H88ZM96 177V176H95ZM106 177V176H104ZM115 177V176H114ZM120 177V176H119ZM31 178V177H30ZM80 178V176H79ZM78 178V179H79ZM82 178V176H81ZM113 178V176H112ZM124 179V176H122ZM136 178V179H137ZM201 178V177H200ZM210 178V177H209ZM2 179V178H1ZM9 179V178H8ZM21 179V178H20ZM77 179V180H78ZM93 179V178H92ZM99 179V178H98ZM222 179V178H221ZM12 180V179H10ZM25 180V179H24ZM23 180V181H24ZM37 180V179H36ZM64 180V181H63ZM76 180V182H77ZM89 180V179H88ZM100 180V179H99ZM146 180V179H145ZM151 180V181H152ZM2 181V180H1ZM9 181V180H8ZM20 181V180H19ZM68 181V182H69ZM86 181V180H85ZM97 181V180H96ZM95 181V182H96ZM219 181V180H218ZM27 182V181H26ZM49 182V181H48ZM51 182V181H50ZM88 182V181H87ZM104 182V180H103ZM112 182V181H111ZM150 182V181H149ZM204 183V181H202ZM6 183V182H5ZM8 183V182H7ZM10 183V182H9ZM30 183V182H29ZM28 183V184H29ZM36 183V182H35ZM34 183V184H35ZM40 183V182H39ZM38 183V184H39ZM55 183V181H54ZM61 183V182H59ZM84 183V181H83ZM117 183V182H116ZM119 183V182H118ZM49 184V183H48ZM58 184V183H56ZM77 184V183H76ZM79 184V183H78ZM87 184V183H86ZM95 186V183H93ZM97 184V183H96ZM104 184V183H103ZM115 184V183H114ZM141 184V183H140ZM148 184V183H147ZM215 184V183H214ZM80 185V184H79ZM85 185V184H84ZM91 185V184H90ZM113 185V184H112ZM142 185V184H141ZM219 185V184H218ZM231 185V184H230ZM24 186V185H22ZM27 186V185H26ZM31 186V185H30ZM29 186V187H30ZM34 186V185H33ZM40 186V185H39ZM38 186V188H39ZM47 186V183H46ZM50 186V185H48ZM86 186V185H85ZM111 186V185H110ZM182 186V190L180 188L177 189V187ZM226 186V185H225ZM32 187V186H31ZM61 187V186H60ZM59 187V188H60ZM84 187V186H83ZM113 187V186H112ZM120 187V186H119ZM202 187V186H201ZM233 187V188H234ZM263 187V186H262ZM8 188V186H7ZM13 188V187H12ZM27 188V187H26ZM33 188V187H32ZM46 188V187H45ZM57 188V187H56ZM58 188V189H59ZM86 188V187H85ZM114 188V187H113ZM205 188V187H204ZM207 188V187H206ZM264 188V187H263ZM1 189V188H0ZM3 189V188H2ZM19 189V188H18ZM17 189V190H18ZM22 189V188H21ZM35 189V188H33ZM57 189V190H58ZM61 189V188H60ZM108 189V188H107ZM122 189V190H124ZM221 189V188H220ZM15 190V189H14ZM43 190V189H42ZM47 190V189H45ZM55 190V189H53ZM79 190V189H77ZM83 190V189H82ZM102 190V189H101ZM115 190V189H113ZM218 190V189H217ZM1 191V190H0ZM4 191V190H3ZM39 191V190H38ZM66 191V190H64ZM73 191V190H72ZM71 191V192H72ZM92 191V190H91ZM96 191V189H95ZM108 191V190H107ZM120 191V190H119ZM137 191V190H136ZM212 192V190H210ZM236 191V192H237ZM40 192V191H39ZM43 192V191H42ZM116 192V191H115ZM201 192V191H200ZM208 192V190H207ZM235 192V193H236ZM1 193V192H0ZM44 193V192H43ZM57 193V192H54ZM70 193V192H69ZM83 193V192H82ZM109 193V192H108ZM216 193V192H215ZM225 193V192H224ZM45 194V193H44ZM60 194V193H59ZM121 194V191H120ZM125 194V192H124ZM142 194V193H141ZM143 194V195H144ZM205 194V193H204ZM212 194V193H211ZM221 194V193H220ZM257 194V193H256ZM38 195V194H36ZM40 195V194H39ZM49 195V194H48ZM69 195V194H68ZM76 195V194H74ZM80 195V194H79ZM87 195V194H86ZM100 195V194H99ZM103 195V194H102ZM106 195V194H104ZM108 195V194H107ZM106 195V196H107ZM117 195V194H115ZM142 195V197H144ZM200 195V194H199ZM206 195V194H205ZM214 195V194H213ZM46 196V195H45ZM44 196V197H45ZM56 196V195H55ZM110 196V195H109ZM130 196V195H129ZM134 196V195H133ZM149 196V195H148ZM185 196V195H184ZM49 198V196H47ZM65 197V196H63ZM67 197V196H66ZM69 197V196H68ZM113 197V196H112ZM117 197V196H116ZM137 197V196H136ZM146 197V196H145ZM144 197V198H145ZM151 197V196H150ZM58 199V196L56 197ZM123 198V197H122ZM132 198V197H131ZM134 198V197H133ZM186 198V196H185ZM199 198V197H198ZM210 198V197H209ZM261 198V197H260ZM0 196V205L5 206V200H3ZM18 199V198H17ZM31 199V198H30ZM118 199V197H117ZM143 199V198H142ZM146 199V198H145ZM154 199V198H153ZM211 199V198H210ZM257 199V198H256ZM259 199V198H258ZM257 199V200H258ZM263 199V198H262ZM44 200V199H43ZM48 200V199H47ZM121 200V199H120ZM31 201V200H30ZM51 201V200H50ZM54 201H56L54 199ZM110 201V200H109ZM145 201V200H144ZM149 201V198H148ZM146 201V202H148ZM234 201V200H233ZM238 201V200H237ZM261 201V200H260ZM48 202V201H47ZM61 202V201H60ZM68 202V201H67ZM94 202V201H93ZM103 202V201H102ZM111 202V201H110ZM121 201H119L120 203ZM142 202V201H141ZM150 202V201H149ZM152 202V199H151ZM184 202V201H183ZM15 203V202H14ZM18 203V202H17ZM25 203V202H24ZM106 203V202H104ZM189 204L191 202H188ZM10 204V201L9 203ZM22 204V203H21ZM30 204V203H28ZM49 204V203H48ZM62 204V203H61ZM111 204H114L113 202ZM143 204V202H142ZM183 204V203H182ZM14 205V204H13ZM23 205V204H22ZM60 205V204H59ZM66 205V204H65ZM149 205V204H147ZM146 205V206H147ZM186 205V203H185ZM7 206V205H6ZM26 206V205H25ZM71 206V205H70ZM105 206V205H103ZM116 206V205H115ZM123 206V205H122ZM144 206V205H143ZM184 206V204H183ZM191 206V205H189ZM187 206V207H189ZM23 207V206H22ZM27 207V206H26ZM25 207V209H26ZM41 207V206H40ZM54 207V206H53ZM137 207V206H136ZM186 207V208H187ZM211 207V206H210ZM6 208V207H5ZM8 208V207H7ZM77 208V207H76ZM93 208V207H92ZM97 208V207H96ZM107 208V207H106ZM200 208V207H199ZM216 208V207H215ZM30 209V208H28ZM26 209V210H28ZM57 209V208H56ZM110 209V208H109ZM107 209V210H109ZM116 209V208H115ZM135 209V208H134ZM184 209V208H183ZM182 209V210H183ZM214 209V208H213ZM6 210V209H5ZM8 210V209H7ZM42 210V208H40ZM50 210V209H49ZM59 210V209H58ZM57 210V211H58ZM95 210V208H94ZM138 210V209H137ZM187 210V209H186ZM54 211V210H53ZM92 211V210H91ZM113 211H115L113 209ZM118 211V210H117ZM127 211V210H126ZM191 211V210H190ZM220 211V210H219ZM218 211V212H219ZM31 212V211H30ZM48 212V211H47ZM74 212V211H73ZM124 212V211H123ZM129 212V210H128ZM179 212V211H178ZM195 212V211H194ZM217 212V213H218ZM244 212V211H243ZM7 213V212H6ZM11 213V211H10ZM27 213V212H26ZM33 213V212H32ZM41 213V212H40ZM58 213V212H57ZM61 213V211H60ZM65 213V212H64ZM69 213V212H68ZM71 213V211H70ZM75 213V212H74ZM114 213V212H113ZM122 213V211H121ZM145 213V212H144ZM191 213V212H189ZM216 213V214H217ZM39 214V213H38ZM62 214V213H61ZM118 213H115V215ZM199 214V213H198ZM247 214V213H246ZM4 215V214H3ZM10 215V214H9ZM28 215V214H27ZM109 215V214H105ZM120 215V213H119ZM132 215V214H131ZM168 215H173L172 217H167ZM1 216V215H0ZM23 216V215H22ZM25 216V215H24ZM31 216V214H30ZM41 216V215H40ZM100 216V215H99ZM104 216V215H103ZM118 216V215H117ZM130 216V215H129ZM141 216V215H140ZM234 216V215H233ZM13 217V216H12ZM68 217V216H67ZM96 217V216H95ZM113 217V216H112ZM131 217V216H130ZM187 217V216H186ZM189 217V216H188ZM206 217V215H205ZM239 217V216H238ZM73 218V216H72ZM100 218V217H99ZM104 218V217H103ZM180 218V217H179ZM190 218V217H189ZM234 218V217H232ZM1 219V217H0ZM16 219V218H15ZM33 219V218H32ZM130 219V218H129ZM136 219V218H135ZM162 219H164L162 221ZM186 219V218H185ZM184 219V220H185ZM202 219V218H201ZM240 219V218H239ZM100 220V219H99ZM102 220V219H101ZM105 220V219H104ZM112 220V219H111ZM115 220V219H114ZM119 220V219H118ZM131 220V219H130ZM129 220V221H130ZM180 220V219H179ZM204 220V219H203ZM230 220V219H228ZM234 220V219H233ZM7 221V219H6ZM23 221V220H22ZM35 221V220H34ZM103 221V220H102ZM126 221V220H125ZM128 221V222H129ZM104 222V221H103ZM106 222V221H105ZM116 222V221H114ZM121 222V221H120ZM123 222V221H122ZM181 222V221H180ZM187 222V220H186ZM233 222V221H232ZM137 223V222H136ZM156 223V224H155ZM184 223V222H183ZM116 224V223H115ZM176 224V223H173ZM181 224V223H180ZM197 224V223H196ZM231 224V223H230ZM229 224V225H230ZM235 224V222H234ZM91 225V224H90ZM103 225V223H102ZM170 225V224H169ZM239 226L243 227V231L246 232L247 229L243 225V222L238 223ZM100 226V225H99ZM140 226V225H139ZM162 226V225H161ZM189 226V225H188ZM199 226V225H198ZM227 226V225H226ZM236 226V225H235ZM101 227V226H100ZM150 227V226H148ZM153 227V228H154ZM167 227V226H166ZM173 227V226H172ZM154 228V229H155ZM164 228V227H162ZM178 228V226H177ZM167 229V228H166ZM227 230V228H225ZM152 230V228H151ZM35 231V230H34ZM145 231V230H141ZM153 231V230H152ZM155 231V230H154ZM158 231V230H157ZM155 231V232H157ZM136 232V231H135ZM139 232V231H138ZM148 232V230H147ZM151 232V231H150ZM154 232V233H155ZM223 232V231H222ZM141 233V232H140ZM143 233V232H142ZM227 233V232H226ZM133 234V233H132ZM144 234V233H143ZM156 234V233H155ZM225 234V233H224ZM229 234V233H228ZM33 235V234H32ZM20 236V235H19ZM51 238V237H50ZM17 239V238H16ZM25 239V238H24ZM47 239V238H46ZM11 240V239H10ZM13 240V239H12ZM15 240V239H14ZM39 241V240H38ZM82 241V240H81ZM80 241V242H81ZM229 241V240H228ZM232 241V240H231ZM229 241V242H231ZM1 242V241H0ZM19 242H21L19 240ZM26 242V241H25ZM43 242V241H42ZM45 242V241H44ZM7 243V242H6ZM48 243V241H47ZM46 243V244H47ZM245 243V242H244ZM13 245V244H12ZM8 246V245H7ZM14 246V245H13ZM122 246V245H121ZM10 248V247H9ZM40 248V247H39ZM117 248V247H116ZM119 248V247H118ZM121 248V247H120ZM119 248V249H120ZM11 249V248H10ZM13 249V248H12ZM76 249V246H75ZM84 249V248H83ZM28 250V249H27ZM36 250V249H35ZM77 250V249H76ZM91 250V249H90ZM112 250V249H111ZM75 251V250H74ZM80 251V250H79ZM128 251V250H127ZM44 252V251H43ZM93 252H95L93 250ZM110 256L113 257L115 256L116 253L109 251ZM116 252V251H115ZM118 252V251H117ZM130 252V250L128 251ZM196 252V251H195ZM86 253V252H85ZM105 253V252H104ZM123 255L121 256H127L124 249L121 250L120 252ZM68 254V253H67ZM66 254V255H67ZM73 254V253H72ZM95 254V253H94ZM196 254V253H195ZM23 255V254H22ZM21 255V257H22ZM80 255V254H79ZM88 255V254H87ZM96 255V254H95ZM223 255V254H222ZM20 256V255H19ZM28 256V255H27ZM31 256V255H30ZM50 256V255H49ZM65 256V255H64ZM83 256V255H82ZM103 256V255H102ZM107 256V255H106ZM195 256V255H194ZM20 257L21 261L23 262V259ZM45 257V256H44ZM90 257V256H88ZM97 257V256H96ZM227 257V256H226ZM49 258V257H48ZM99 258V257H98ZM118 258V257H117ZM190 258V257H188ZM193 258V256H192ZM220 258V257H219ZM224 258V257H223ZM229 258V257H228ZM19 259V260H20ZM29 259V258H28ZM52 259V258H51ZM59 259V258H58ZM65 259V258H64ZM126 259V258H125ZM213 259V258H212ZM231 259V258H230ZM39 260V259H38ZM42 260V259H41ZM76 260V259H75ZM123 260V259H122ZM127 260V259H126ZM205 260V259H204ZM233 260V258H232ZM57 261V259L55 260ZM211 261V260H210ZM223 260H221L222 262ZM71 262V261H70ZM86 262V261H85ZM88 262V260H87ZM111 262V261H110ZM128 262V261H127ZM126 262V263H127ZM207 262V261H205ZM224 262V261H223ZM227 262V261H226ZM230 262V261H228ZM234 262V261H233ZM61 263V261H60ZM72 263V262H71ZM95 263V262H94ZM99 263V262H98ZM117 263V262H116ZM211 263V262H210ZM232 263V262H231ZM24 264V262H23ZM63 264V263H62ZM78 264V263H77ZM89 264V263H88ZM93 264V263H91ZM97 264V263H95ZM121 264V263H120ZM199 264V263H198ZM216 264V263H215ZM228 264V263H226Z\"/></svg>",
	"mask_w": 264,
	"mask_h": 264
}]
</instances>
